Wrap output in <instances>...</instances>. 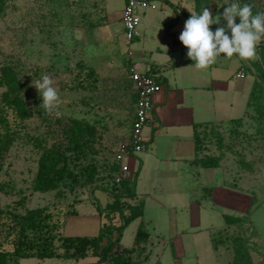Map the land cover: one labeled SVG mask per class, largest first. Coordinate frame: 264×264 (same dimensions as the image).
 <instances>
[{
	"label": "rangeland",
	"instance_id": "374dc122",
	"mask_svg": "<svg viewBox=\"0 0 264 264\" xmlns=\"http://www.w3.org/2000/svg\"><path fill=\"white\" fill-rule=\"evenodd\" d=\"M181 1L177 3L179 8H189L191 13L199 14L206 7L214 18L221 16L220 23L213 24L219 27H226L222 13L228 3L251 4L253 14L264 12V0ZM107 2L0 0V79L7 75L11 81L0 85V102L3 92L10 91L18 95L32 114L21 118L12 108L0 104V115L7 121L0 126L6 142L0 171V208L23 214L27 209L45 206L63 224L65 216L74 213L72 206L76 202L74 207L78 215L68 217V222L60 229L62 234L86 227L87 221H82L91 218L89 213L93 211V203L110 197L107 190L112 182L107 176L109 171L105 172L106 165L111 163L114 151L126 141L133 123L134 94L126 69L122 21L118 16L121 15L122 0ZM236 22L239 23L238 17ZM257 54L258 59H240V64L249 63L250 72L246 77L258 79L257 91L262 95L264 83L259 79L257 69H264V39L257 46ZM90 69L93 76L87 75ZM45 74L53 79L58 89L62 101L58 108L60 116L45 112L40 106L42 98L32 86ZM253 110L250 108L239 124L207 127L200 133L205 147L212 152L221 151L222 155L226 153L229 163L239 168L240 173L254 165L264 166V122L256 120L257 112ZM72 120L94 127L92 148L85 158L69 162L75 173L74 179L66 178L56 189L33 191L39 157L46 150L66 144V129ZM89 162L102 165L98 168L101 167V174L106 177L103 183H84L80 169ZM255 176L248 182L239 181L242 188L250 190L253 202L237 228L230 226L224 235H219L217 230L223 222L216 212L209 210L207 228L200 234L201 245L197 249L186 246L188 256L179 260L180 264H248L249 260L251 264L264 263V169L256 171ZM242 177L245 179L246 175ZM148 183L145 181L146 185ZM104 186L108 188L104 189ZM79 200L82 201L77 203ZM93 213L97 214L95 209ZM0 223V248L12 250L18 237V226L7 213L0 216ZM155 228V232H161ZM192 236H185L184 243L191 244ZM239 236L249 242V245L245 242L251 249L247 256H236L237 243L233 240ZM131 240L130 225L122 241L127 244ZM215 242L221 244L217 250L212 249ZM165 245H155V263L159 260V264H175L174 247ZM36 260L41 261L34 257L19 262L37 264Z\"/></svg>",
	"mask_w": 264,
	"mask_h": 264
},
{
	"label": "crops",
	"instance_id": "0c3cea01",
	"mask_svg": "<svg viewBox=\"0 0 264 264\" xmlns=\"http://www.w3.org/2000/svg\"><path fill=\"white\" fill-rule=\"evenodd\" d=\"M124 3L125 0H122L121 13ZM177 3L182 1L178 0ZM177 3L175 0H164L158 9L143 12L138 35L130 44L125 42V62L129 47L137 68L157 75L162 85L153 98L155 122L143 131L147 148L129 158V175L136 173L137 177L133 196L123 200L132 205L141 204L142 214L123 228L118 245L126 251L132 249L130 256L135 264H159V260L155 263V245L166 246V243L174 247V262L180 264L179 260L188 256L186 246L197 249L201 245L200 234L207 228L209 210L216 212L223 222L217 230L219 235H224L230 226L237 228L236 225L253 202L250 190L242 188L239 181L248 182L256 177V171L264 169V166L254 165L240 173L239 168L229 163L226 153L222 155L221 151L208 150L203 139H200V133L207 127L230 126L244 121L250 111L247 103L254 77L247 79L250 65L240 64L238 56L228 58L221 55L208 68L197 69L195 62L187 56L188 49L179 40L191 11L189 8H179ZM118 16L121 19V15ZM217 27L212 25V31ZM253 149L251 147L252 153ZM213 155L219 157L215 167H203L197 162ZM244 175L245 179L242 177ZM145 181L149 183L146 185ZM112 201L110 195L102 202L93 203V211L95 209L97 214L92 211L89 213L90 219H83L82 223L87 221V226L75 230L78 232L62 234L60 229L68 222V217L78 215L75 202L72 206L74 213L66 215L58 228L59 235H97L106 220L104 207ZM127 213L128 210L123 209V214ZM111 215L109 223L119 225L122 222L120 213ZM130 225L132 240L125 244L122 240ZM139 226L145 229L148 236L135 242ZM155 226L161 232H155ZM185 236H192L193 242L184 243ZM246 243L249 245V242ZM212 245L214 250L221 247L216 242ZM62 251L58 249V252ZM248 252L250 254L251 249ZM40 260H36V263L103 264L91 251L81 258L52 257Z\"/></svg>",
	"mask_w": 264,
	"mask_h": 264
},
{
	"label": "trees",
	"instance_id": "16d2710c",
	"mask_svg": "<svg viewBox=\"0 0 264 264\" xmlns=\"http://www.w3.org/2000/svg\"><path fill=\"white\" fill-rule=\"evenodd\" d=\"M258 77L264 83V69L258 68ZM88 76H93L92 69L88 70ZM10 78L5 75L0 79V85L10 84ZM258 79H254L253 87L249 95L247 106L254 108L257 112L256 120L264 122V94L258 93ZM0 104L12 108L21 118H28L32 114L25 108L22 100L18 95L11 94L10 91H4L2 94ZM135 105V97H134ZM6 118L0 115V126L6 123ZM239 122V120H238ZM65 137L66 144L63 147H55L44 151L38 160V168L33 179V191H48L56 189L58 185L66 178H75V173L70 168L69 162L78 161L81 157L85 158L92 144L95 140V129L92 125L77 120H72L70 126L66 129ZM201 138V137H200ZM6 149V142L0 133V171L2 168L3 152ZM69 153V155H68ZM219 161L218 156H205L197 162L203 167H215ZM96 162H89L81 166V178H84V183L92 185L103 183L106 178L101 174V167ZM108 168L105 170L108 177H112V172L116 165L112 162L107 164ZM105 167V165L103 166ZM111 168V170H109ZM137 174L134 173L124 180L120 186L112 183L107 192L112 196L113 201L108 203L104 208L105 221L101 224L97 235L92 237L87 236H62L58 233V228L61 226V221L54 218L47 207H37L27 209L25 213H13L8 209L0 208V216L4 213L10 214L15 224L18 226V237L14 241L12 250H5L0 248V264H19L21 258L36 257L43 258H81L84 257L88 251H91L100 260L109 256L113 248L119 244V239L123 228L133 219L142 214L141 204H129L123 198L133 196L134 186ZM106 186V185H105ZM104 186L105 188H108ZM123 209H127L128 213L123 214ZM118 212L121 214L122 222L119 225L109 223L111 214ZM1 225V223H0ZM148 236L147 232L142 226H139L135 242H138ZM235 238V237H234ZM234 243L236 256L249 255L246 241L235 238ZM55 242H58L56 244ZM1 246V243H0ZM61 248L63 251L58 252ZM132 249L123 250L113 257L115 264H135L130 254ZM248 264H251L250 260ZM264 264V263H263Z\"/></svg>",
	"mask_w": 264,
	"mask_h": 264
},
{
	"label": "clouds",
	"instance_id": "9594fccd",
	"mask_svg": "<svg viewBox=\"0 0 264 264\" xmlns=\"http://www.w3.org/2000/svg\"><path fill=\"white\" fill-rule=\"evenodd\" d=\"M237 17L239 23L236 22ZM222 18L226 27H217L214 32L211 26L219 24L221 16L214 18L209 8L205 7L199 14L191 13L185 21L179 40L188 49L187 56L195 62L197 69L208 68L221 55L228 58L238 56L242 60L259 58L257 46L264 39V12L253 14L251 4L232 2L224 8ZM32 86L39 92L42 98L40 106L45 112L60 116L58 108L62 101L53 79L45 74Z\"/></svg>",
	"mask_w": 264,
	"mask_h": 264
},
{
	"label": "built area",
	"instance_id": "2783aa9c",
	"mask_svg": "<svg viewBox=\"0 0 264 264\" xmlns=\"http://www.w3.org/2000/svg\"><path fill=\"white\" fill-rule=\"evenodd\" d=\"M163 2L164 0H125L121 21L126 44H130L138 35L141 14L147 10L158 9ZM126 61L128 75L135 95V105L129 135L112 156L111 162L116 167L112 172L111 182L117 186H120L124 180L130 177L131 170L127 159L147 148L143 131L145 127L153 125L155 122L153 98L162 88L161 79L157 75L140 71L137 68L133 61L132 50L129 47L126 50ZM121 252L122 249L119 245H116L109 256L101 259L102 263L115 264L113 257Z\"/></svg>",
	"mask_w": 264,
	"mask_h": 264
}]
</instances>
